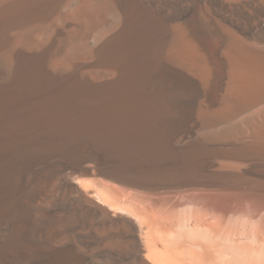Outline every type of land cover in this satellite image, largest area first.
Instances as JSON below:
<instances>
[{"label": "bare ground", "instance_id": "6f19581e", "mask_svg": "<svg viewBox=\"0 0 264 264\" xmlns=\"http://www.w3.org/2000/svg\"><path fill=\"white\" fill-rule=\"evenodd\" d=\"M263 206L264 0H0V264H264Z\"/></svg>", "mask_w": 264, "mask_h": 264}, {"label": "rangeland", "instance_id": "374dc122", "mask_svg": "<svg viewBox=\"0 0 264 264\" xmlns=\"http://www.w3.org/2000/svg\"><path fill=\"white\" fill-rule=\"evenodd\" d=\"M92 165H94V164H92ZM99 166H102V165L100 164ZM93 183H95V182H94V181L92 182V180H91L90 182H87V185L93 186ZM97 183H98V181H96L95 184H97ZM105 183H106V182H105ZM105 183H104V182H102L101 184H100V182L98 183V184L102 185L103 188H102L100 185H95V184H94L95 187H96L95 190L99 189V186H100V189L97 190V191H100V192L103 193L105 196H106V195L109 196V191H110L111 195L113 194V196H115L114 194H116V198H118L117 195L119 196V198H120V196H121V198H122V200H121L120 202H117V201H119V200H118L119 198H118L116 201H114V200H112V199L110 200V198H112V197H109V198L106 197L109 201H111L112 203L117 204V205H119V206H121V204H124V205H122V206H124V207H127V206H128V207H130V208H132V207L134 208L135 206H137L135 203H132L130 200H128V199H131V198H129V197H131V196L129 195V197H127V195H128L127 192H124L123 190H121L120 188H118V186H117V187H116V186H113L112 183H111L112 186H110V185L108 184L109 182H108L107 184H105ZM106 185H107V186H106ZM108 185H109V186H108ZM114 185H116V184H114ZM104 186H106V189L108 188V189L106 190V191L108 192V194H105V191H104V190H105V187H104ZM95 187H93V189H94ZM109 187H110V188H109ZM101 188H102V189H101ZM117 188H118V189H117ZM260 188H263V186H260ZM112 189H113V190H112ZM119 189H120V190H119ZM108 190H109V191H108ZM117 190H118V191H117ZM112 191H113L114 193H113ZM107 192H106V193H107ZM119 193H120V194H119ZM124 193H127L126 196H124V195H125ZM122 195H123V196H122ZM125 197H126L127 199H125ZM121 198H120V199H121ZM123 198H124V199H123ZM122 201H123V202H122ZM125 201H127V202L130 201L131 204L128 205V203L125 202ZM124 202H125L127 205H126ZM118 203H120V204H118ZM132 204H133V206H132ZM134 204H135V206H134ZM140 204H141L142 206L138 205L139 207L137 206V207H135V208H136V209H139V210L141 211V213H142V214L144 213L143 215H145V214L148 213V212H147L146 210H145V212H144V208H143V211H142V207H143V204H144V203H140ZM131 206H132V207H131ZM185 206H186V207H185ZM185 206H183V207H185V208H184L185 210L183 209V207L180 208V209H182V211L184 210V211H183V214H184V215H183L182 219H183V218L185 219V217L187 216L186 213H187V209H188L189 205L185 204ZM140 208H141V209H140ZM261 209H263V210H261ZM261 209H260L261 211L259 210V212H257V213L255 214V216L253 217V223L250 225V229H251L253 235H256V233L259 232V231H263V232H264V206H263ZM184 212H185V213H184ZM258 213H259V214H258ZM239 218H240V219H239ZM238 221H239V223H238ZM240 221H241V222H240ZM234 223H236V224H233V226H236L237 229H241V228H242L243 223H242V218H241L240 215H238V219H237ZM240 223H241V224H240ZM182 225H183V226H182ZM238 225H240L239 228H238ZM181 226H182V227H181ZM181 226H180V228L182 229V231H181L180 233H183V234H180V233H179L180 235H179V234H176V236L173 234V235L175 236L174 238H178V237L183 238V237H185V236L188 235V234H192L191 232L187 233V230H186L187 228H186V226H185L184 224H181ZM183 227H185L186 229L183 228ZM261 228H262V229H261ZM181 229H180V230H181ZM201 232H202L203 234H202ZM201 232H198L199 235L202 234V237L200 236V238L202 239V238L205 237L206 239L204 238V240H208V241H210V240H209V238H210V237H209V234L206 235V234H207L206 232H204V231H201ZM200 233H201V234H200ZM173 235H172V236H173ZM208 237H209V238H208ZM253 243H254V242H253ZM253 243H252V244H253ZM238 249H239V250H238ZM236 250H237V251H236L237 254H238L239 256H241L242 253H243L242 251H244V248H243L242 246L239 245V246L236 247ZM250 250L253 251V252L256 253V254H259V252H260L259 249H258V247L256 246V244L251 245V246H250ZM145 251H146V250H145ZM145 251H144V252H145ZM162 251H163V250H162ZM163 252H164V251H163ZM163 252H162V253H163ZM163 255L165 256V252L163 253ZM150 263L153 264L152 261H151Z\"/></svg>", "mask_w": 264, "mask_h": 264}, {"label": "water", "instance_id": "95a60500", "mask_svg": "<svg viewBox=\"0 0 264 264\" xmlns=\"http://www.w3.org/2000/svg\"><path fill=\"white\" fill-rule=\"evenodd\" d=\"M85 165H87V166H88V165H89V163H86Z\"/></svg>", "mask_w": 264, "mask_h": 264}]
</instances>
